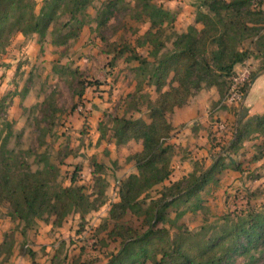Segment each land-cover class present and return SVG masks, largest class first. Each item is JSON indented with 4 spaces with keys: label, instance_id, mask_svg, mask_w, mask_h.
I'll list each match as a JSON object with an SVG mask.
<instances>
[{
    "label": "rangeland",
    "instance_id": "374dc122",
    "mask_svg": "<svg viewBox=\"0 0 264 264\" xmlns=\"http://www.w3.org/2000/svg\"><path fill=\"white\" fill-rule=\"evenodd\" d=\"M34 3L35 11H39L43 0ZM99 4L100 0H95L79 16L86 24L79 37L66 45L52 44L51 33L40 44L33 33L26 34L25 40H16L14 32L0 46V162L4 156H11L12 172L23 167L32 172L40 170L42 177L60 186L70 185L71 177L76 175V184L96 201L97 209L83 216L72 211L59 225L38 220L34 226L39 222L46 225L48 229L43 234L49 240L36 243L33 250L35 243L20 236V225L10 218L9 205L3 202L0 220L8 221L10 227L0 233V238L13 244L17 241L18 250L22 247L30 257L43 259L40 264L106 263L119 247L117 234H141L152 227L148 208L151 199L168 192L164 185L169 187L191 172L205 170L219 156L228 166L216 172L188 202L171 204L155 227L166 228L172 236L185 229L216 235L227 219L235 220L252 211L264 214V135L259 133L242 141L245 143L239 149L228 148L236 124L245 117L241 109L246 93L240 103L225 104L221 99L226 93L225 85L222 95L214 88L218 91L216 100L207 98L209 88L205 86L207 89L190 102L192 106L196 98L209 102L208 108L203 105L202 109L208 116L207 141L196 140L189 147L181 130L189 128L195 119L183 117L184 122L177 124L168 139L178 141L174 142L169 179L143 193L135 212L126 211L112 219L119 186L129 174L138 172L132 156L141 149L140 141L116 144L111 138L112 118L149 121V106L156 92L148 78L152 64L146 63L141 69L133 57L138 53L153 60L152 46L145 37L149 23L136 15L132 0H125L114 10L109 24L98 30L92 17ZM66 18L62 14L55 27L59 28ZM59 29L64 32L67 28ZM170 33L167 30L161 37L167 48L171 47L167 39ZM261 41L254 40L249 45L251 54L244 61L250 64L252 73L264 67V52L257 50ZM174 115L175 111L169 113L168 120H173ZM231 162H238L239 168L229 166ZM115 213L119 214L116 209ZM249 255L257 260L251 263ZM155 257L150 253L138 264H154ZM8 258L7 249H3L0 264H7ZM233 264H264V244L246 255L237 253Z\"/></svg>",
    "mask_w": 264,
    "mask_h": 264
},
{
    "label": "trees",
    "instance_id": "16d2710c",
    "mask_svg": "<svg viewBox=\"0 0 264 264\" xmlns=\"http://www.w3.org/2000/svg\"><path fill=\"white\" fill-rule=\"evenodd\" d=\"M94 1L43 0L39 11H35L34 0H0V46L5 45L14 32L35 33L40 44L51 33L52 44L66 45L79 37L86 24L79 16L85 14L86 8ZM124 1L100 0L92 17L98 30L109 24L114 10ZM132 2L136 15L149 23L145 37L152 46L153 60L142 58L138 53L133 57L141 69L146 63L152 64L148 78L156 97L149 106V121L124 116L112 118L111 138L116 144L130 140L141 144L140 151L132 156L138 172L129 174L121 182L119 199L113 204V220L126 211L135 212L140 206L138 198L172 174L171 159L175 146L168 142L173 131L168 114L185 105L205 86L216 88L222 95L221 88L226 85L227 91L235 68L250 57L249 45L254 40H262L258 42L257 50L264 52V0H197L195 23L184 31L174 28L173 13L154 0ZM62 14L67 18L59 28L67 29L59 32L55 26ZM167 30L171 32L167 38L170 48H167L166 40H161ZM255 76L256 73H252L250 81ZM248 88L246 86V91ZM259 133L264 135V113L239 121L228 148L239 149L242 141ZM11 161V156H4L0 162V203L9 205L7 213L20 225L22 234L38 220L59 225L72 211L83 216L97 209L96 201L90 199L82 185L76 184V175L71 177L68 186L55 185L42 177L40 170L32 172L23 167L21 171L12 172ZM227 166L225 159L219 156L205 170L191 172L186 179L173 181L169 187L164 185L168 192L151 199L148 208L154 226L141 234H117L119 247L103 264H138L150 253L156 256L154 264H233L237 253L246 255L252 248L264 244V214L253 211L235 220L227 219L216 235L185 229L172 236L166 228L155 227L171 204L188 202L214 178L216 172ZM229 166L238 169L240 165L231 162ZM11 244L12 241L9 243L5 239L0 252L7 249L9 255ZM249 257L251 263L257 260L253 255ZM72 264L94 263L78 261Z\"/></svg>",
    "mask_w": 264,
    "mask_h": 264
},
{
    "label": "crops",
    "instance_id": "0c3cea01",
    "mask_svg": "<svg viewBox=\"0 0 264 264\" xmlns=\"http://www.w3.org/2000/svg\"><path fill=\"white\" fill-rule=\"evenodd\" d=\"M196 1L197 0H154L155 3H157L158 5H162L165 9L173 13L175 17L174 28L177 31H184L187 29L189 25H192L195 23L194 12H195ZM197 26H199V24H197ZM33 35H35V37L36 36L38 37V35L35 33H33ZM25 38H26V35L22 33L16 34V40L18 39L25 40ZM48 45H51V44L49 43ZM205 89L207 88H203L202 90H200V92L190 97L187 101L188 103L185 104L186 106L183 105L180 108L176 107L174 109L175 111L174 119L171 121L169 120L173 126V129L176 130L177 124H179V122H182L183 117L185 120L187 118L194 116L193 117V119H195L194 123L189 125V128L184 127L181 130L182 136L187 137L189 140L187 142L189 144V147H191L190 143L194 144V141L196 140H198L197 142H203V143L207 141L206 128L208 127V125L205 121L208 119V116H207V112L204 113L202 109H205V107L208 108L209 102L207 101V103H205L204 101L205 98L201 100L196 98L194 100H197V103L194 106H192L193 104L190 103L193 100V98L197 97L200 93L205 91ZM215 89L214 87H209V89L206 90L208 91L207 98L211 97L212 100H216L218 91H216ZM218 97H219V94H218ZM203 105H205V107ZM263 113H264V68L256 73V76L253 79L252 83L250 84L249 89L246 91L244 104L241 109V115L245 117L241 121H244L248 117H251L253 115H261ZM197 114H199V116L196 117ZM172 134H173V131L171 133V136ZM182 141H184V139ZM168 142L172 144H174V142L178 143V141H176V138H173L172 142L169 140ZM183 144L185 145V141ZM204 154L205 156L207 155L206 150L204 151ZM213 163L214 162L209 164L207 167H209ZM50 226L51 225H49V227ZM9 227H10V223L8 221L0 220V233L2 232L4 233ZM47 229L48 227H46V225L39 222L38 225L32 227V229L30 230L28 229L25 232V234H22L21 232L19 234L20 236L25 237L28 241L34 242L35 246L33 250H35L37 248L36 243L47 242L49 240V237H46V234H43L44 231H46ZM4 241H5L4 239L0 238V246L4 243ZM21 249L22 247H20V250H18L17 241L14 244L12 242V244L10 245V253L8 255L9 258L6 261V263L9 264L10 262L11 264H40L41 262L44 261L43 259H38V258L34 259L30 257L29 254H26L25 251H22ZM30 252L33 253L32 250H30Z\"/></svg>",
    "mask_w": 264,
    "mask_h": 264
},
{
    "label": "built area",
    "instance_id": "2783aa9c",
    "mask_svg": "<svg viewBox=\"0 0 264 264\" xmlns=\"http://www.w3.org/2000/svg\"><path fill=\"white\" fill-rule=\"evenodd\" d=\"M249 65L248 62H243L235 68L230 76L227 91L222 98L223 103L228 105L238 104L244 99L246 86L249 84L252 75V70ZM218 127L224 128L223 125Z\"/></svg>",
    "mask_w": 264,
    "mask_h": 264
}]
</instances>
